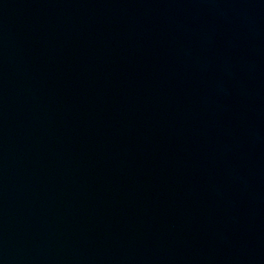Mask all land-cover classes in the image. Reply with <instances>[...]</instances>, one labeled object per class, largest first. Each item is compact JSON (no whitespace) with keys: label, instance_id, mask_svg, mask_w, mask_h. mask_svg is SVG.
Returning a JSON list of instances; mask_svg holds the SVG:
<instances>
[{"label":"water","instance_id":"water-1","mask_svg":"<svg viewBox=\"0 0 264 264\" xmlns=\"http://www.w3.org/2000/svg\"><path fill=\"white\" fill-rule=\"evenodd\" d=\"M0 264H264V0H0Z\"/></svg>","mask_w":264,"mask_h":264}]
</instances>
